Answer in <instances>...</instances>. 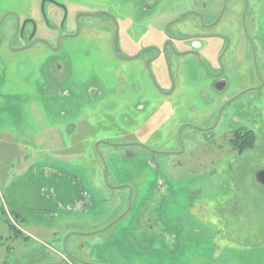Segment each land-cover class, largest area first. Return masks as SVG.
Masks as SVG:
<instances>
[{
    "label": "rangeland",
    "instance_id": "obj_1",
    "mask_svg": "<svg viewBox=\"0 0 264 264\" xmlns=\"http://www.w3.org/2000/svg\"><path fill=\"white\" fill-rule=\"evenodd\" d=\"M41 1L0 0V37L25 17L50 36L46 23L64 12L46 3L44 16ZM55 1L66 31L81 10L86 26L57 49L0 45V264H264V0H227L208 29L230 43L223 90L212 85L215 54L200 57L208 70L179 57L181 99L159 90L163 67L149 75V51L120 56L223 0ZM51 60L69 70L55 86ZM239 128L255 134L241 152L230 141Z\"/></svg>",
    "mask_w": 264,
    "mask_h": 264
},
{
    "label": "flooded vegetation",
    "instance_id": "obj_2",
    "mask_svg": "<svg viewBox=\"0 0 264 264\" xmlns=\"http://www.w3.org/2000/svg\"><path fill=\"white\" fill-rule=\"evenodd\" d=\"M233 1V0H232ZM245 1V0H244ZM46 3H50V5L55 7L56 13L57 11L64 12V15H61L58 19V25L54 24V22H47V26L49 29L48 34L50 33V36L44 37L37 34V29L33 18L31 17H25L23 18L21 25L19 24L18 28L16 27L10 34H3L0 37V45H4L6 49H9L11 51H19L23 50L29 47H33L36 44L42 43L46 46H48L51 49H57L60 48L61 45V40L64 37L67 36H73L74 34L76 35L80 29L85 25L81 24L80 19L82 16H91L89 12H85L83 10L79 11L76 15L73 16L72 21H71V31H66L64 28V22L67 18V12L66 10L61 7L60 3L55 1V0H43L41 1L40 4V9L45 16L46 14L43 11V7L45 6ZM227 0H223L221 7L218 11L217 14H214L212 12V6L210 5L209 7L207 4H204V9L203 10H208L210 12H205L202 13L200 16L195 9H191L190 11H187L183 13L178 19L172 20L167 27H165L164 32L165 34L162 35L161 40L158 42H151L146 47H141L134 53L124 56V54H121L120 58H125V59H137L141 56V54L144 51H149L150 54H148L144 59L143 62H148V73L151 75V70L149 69L151 67V63L157 62L161 67H163V74H164V80L166 82V86H161L157 85L159 90L167 96V98L173 97V96H178L180 99L184 96H186L185 93H183L180 89L178 92L177 86H176V81L175 79H178V69L180 67V58H190L192 61H197L199 64L205 69L208 70L207 66L205 65L204 61L201 60V56L205 52V54H210V56L213 58L214 56V62L215 64H218V72H214L212 74L213 83L212 85L217 89V90H223L227 82L223 79L220 78V73L219 72V66L223 67L225 69L228 67L230 64V58L227 55V51L229 48V44L227 41V38L225 37L224 34L218 33V32H211L208 29L216 25L220 20L222 15L226 10H229V7L227 9ZM238 5V0H234L233 5ZM247 8V7H246ZM233 10V9H230ZM102 17L105 16V13H101ZM187 15H192L194 18L191 21H188L183 24L181 28L177 27L178 26V21L185 19ZM206 15V16H205ZM242 16V21H243V15ZM203 17V19H202ZM207 19V22L205 23L204 19ZM245 17V16H244ZM108 21L107 28H111L114 31V41H113V46L115 48V23L112 21V19L108 16H106ZM204 22V23H203ZM243 23V22H242ZM188 24V25H187ZM1 25V24H0ZM173 25L174 29L171 30V32H167L166 29ZM187 25V28H186ZM58 26V28L56 27ZM244 26V23L243 25ZM115 28V29H114ZM60 29V31H59ZM62 29V30H61ZM181 29V30H180ZM201 29V30H199ZM245 29V28H244ZM176 31L179 32L176 33ZM175 32V33H174ZM244 32V31H243ZM246 36V35H245ZM211 39V38H218L220 41H222L221 47L218 48L219 50L217 51H210L212 46H208L203 48L202 50L196 49L195 47H200L199 42L202 41L203 39ZM188 41V42H186ZM249 44L252 46V43H250V40L248 39ZM224 45V46H223ZM202 46V45H201ZM180 57V58H179ZM179 58V59H178ZM213 62V61H212ZM50 73L48 76L49 81H52L53 86H55L57 83L67 80L69 77V70L68 66L64 64L63 60L62 61H50ZM171 71V74H170ZM173 71V72H172ZM174 73V76H173ZM41 90L43 87H41ZM244 93L243 91H240L234 95L235 97ZM232 101V100H231ZM182 126L184 125H189L192 126V124H189L187 122H181Z\"/></svg>",
    "mask_w": 264,
    "mask_h": 264
},
{
    "label": "trees",
    "instance_id": "obj_3",
    "mask_svg": "<svg viewBox=\"0 0 264 264\" xmlns=\"http://www.w3.org/2000/svg\"><path fill=\"white\" fill-rule=\"evenodd\" d=\"M254 140H255V134L253 133V131L242 128L235 130L230 139L232 146L239 152L243 151L245 148L251 147L254 143ZM15 215L18 216L17 214ZM6 222L13 237L27 238V236H24L21 233V231L17 229L11 221L7 219ZM1 238L2 237L0 236V242H1Z\"/></svg>",
    "mask_w": 264,
    "mask_h": 264
},
{
    "label": "water",
    "instance_id": "obj_4",
    "mask_svg": "<svg viewBox=\"0 0 264 264\" xmlns=\"http://www.w3.org/2000/svg\"><path fill=\"white\" fill-rule=\"evenodd\" d=\"M116 31H117V29H115V33H116ZM146 65L148 66V62H146ZM256 178L260 183H262L264 185V172L263 171L258 172Z\"/></svg>",
    "mask_w": 264,
    "mask_h": 264
}]
</instances>
